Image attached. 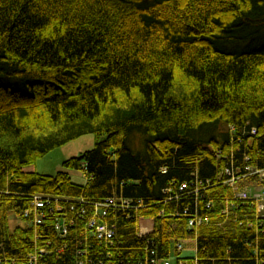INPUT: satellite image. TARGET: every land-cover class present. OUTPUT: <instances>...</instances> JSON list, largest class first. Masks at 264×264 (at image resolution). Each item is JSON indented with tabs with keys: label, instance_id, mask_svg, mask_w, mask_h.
<instances>
[{
	"label": "trees",
	"instance_id": "1",
	"mask_svg": "<svg viewBox=\"0 0 264 264\" xmlns=\"http://www.w3.org/2000/svg\"><path fill=\"white\" fill-rule=\"evenodd\" d=\"M257 30L264 0H0V75L22 83L0 84V264H264V219L224 183L264 164ZM85 135L95 148L63 164L85 185L26 171ZM107 199L133 203L99 242ZM186 210L209 221L189 229Z\"/></svg>",
	"mask_w": 264,
	"mask_h": 264
},
{
	"label": "built area",
	"instance_id": "2",
	"mask_svg": "<svg viewBox=\"0 0 264 264\" xmlns=\"http://www.w3.org/2000/svg\"><path fill=\"white\" fill-rule=\"evenodd\" d=\"M250 133L252 135H257V129L253 128ZM225 179L224 183L231 188L236 193V197L241 201H249L253 207H255L257 215L261 219H264V172L255 165L245 164L244 169L236 168L235 171L230 172V169H225L224 171ZM256 178L257 181H253ZM220 180H223L221 175ZM243 183H249L248 186H242ZM182 189H186V186L183 185ZM181 189V190H182ZM83 203V201H79ZM53 203L52 199L37 197L33 203V209L25 212V217H29L35 214V221L37 224L42 223V214L38 211L46 207H50ZM132 201H126L125 199H107L103 202H97L95 204L94 215L89 219L88 229L91 231V235L96 238L99 242H111L114 238V230L108 226L107 216L109 211L129 208L132 205ZM84 212V211H83ZM164 214L160 212L159 215ZM185 215L189 220V227L193 230L199 228V226L207 223L209 219L203 218L200 215L190 214L188 210L185 211ZM57 231H61L62 235H67L66 230L61 229L59 225L56 226ZM186 242H181L176 245L178 253H183L187 258H192L197 261V245L194 244V252L190 251L191 247L186 248ZM37 257H32V262L36 261ZM164 264H171V261H166Z\"/></svg>",
	"mask_w": 264,
	"mask_h": 264
},
{
	"label": "rangeland",
	"instance_id": "3",
	"mask_svg": "<svg viewBox=\"0 0 264 264\" xmlns=\"http://www.w3.org/2000/svg\"><path fill=\"white\" fill-rule=\"evenodd\" d=\"M264 32L257 30L256 38H262ZM257 39V40H258ZM0 84L4 86L21 88V80L17 78H8L0 75ZM96 137L94 135H85L77 140L70 142L69 144L58 148L45 157L36 161L33 165L26 168L27 172H36L48 176H56L59 172L67 171L72 181L79 185H85L86 176L82 170H66L63 164L72 159L78 158L82 154L92 151L95 148ZM11 228L25 227V221L16 220L15 216L10 220ZM192 243H186V248L191 247Z\"/></svg>",
	"mask_w": 264,
	"mask_h": 264
},
{
	"label": "bare ground",
	"instance_id": "4",
	"mask_svg": "<svg viewBox=\"0 0 264 264\" xmlns=\"http://www.w3.org/2000/svg\"><path fill=\"white\" fill-rule=\"evenodd\" d=\"M252 129H253V127H251L250 124H247V125L244 127L243 130H244L245 132H247V131H249V130L251 131ZM232 130H236V129H235V128H232ZM250 131H249V132H250ZM261 170L264 172V164H263V166H261ZM230 172H232L231 169H230ZM255 180H256V179H255ZM256 181H257V180H256ZM199 187H200V185H199ZM90 233H91V231H90Z\"/></svg>",
	"mask_w": 264,
	"mask_h": 264
},
{
	"label": "crops",
	"instance_id": "5",
	"mask_svg": "<svg viewBox=\"0 0 264 264\" xmlns=\"http://www.w3.org/2000/svg\"><path fill=\"white\" fill-rule=\"evenodd\" d=\"M194 246H191V248H190V251H193L194 252Z\"/></svg>",
	"mask_w": 264,
	"mask_h": 264
}]
</instances>
